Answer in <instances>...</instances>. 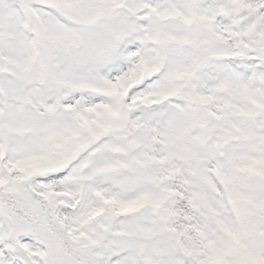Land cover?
Wrapping results in <instances>:
<instances>
[{"label":"snow or ice","instance_id":"obj_1","mask_svg":"<svg viewBox=\"0 0 264 264\" xmlns=\"http://www.w3.org/2000/svg\"><path fill=\"white\" fill-rule=\"evenodd\" d=\"M0 264H264V0H0Z\"/></svg>","mask_w":264,"mask_h":264}]
</instances>
